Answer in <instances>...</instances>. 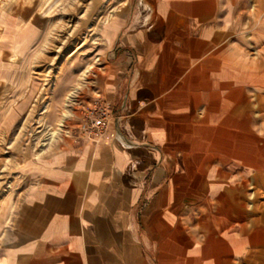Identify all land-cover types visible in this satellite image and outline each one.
Listing matches in <instances>:
<instances>
[{
	"label": "crops",
	"instance_id": "obj_1",
	"mask_svg": "<svg viewBox=\"0 0 264 264\" xmlns=\"http://www.w3.org/2000/svg\"><path fill=\"white\" fill-rule=\"evenodd\" d=\"M97 1L100 145L33 123L45 18L0 11V264H264V0Z\"/></svg>",
	"mask_w": 264,
	"mask_h": 264
},
{
	"label": "rangeland",
	"instance_id": "obj_2",
	"mask_svg": "<svg viewBox=\"0 0 264 264\" xmlns=\"http://www.w3.org/2000/svg\"><path fill=\"white\" fill-rule=\"evenodd\" d=\"M30 8L45 18L38 22H44L48 30L44 44L29 59L30 75L44 83L33 123L42 124L51 105V112L56 115L48 118L57 121L53 125L54 135L63 139L76 136L82 97L87 94L92 71L100 68L108 56L101 36V27L106 24L102 3L97 0H0V11L18 14L19 22H24L21 17ZM64 94L65 99H59ZM37 134L23 131L20 138L35 141Z\"/></svg>",
	"mask_w": 264,
	"mask_h": 264
},
{
	"label": "built area",
	"instance_id": "obj_3",
	"mask_svg": "<svg viewBox=\"0 0 264 264\" xmlns=\"http://www.w3.org/2000/svg\"><path fill=\"white\" fill-rule=\"evenodd\" d=\"M114 119L111 106L105 100L97 98L82 108L77 136L92 145L111 143L114 140L112 134Z\"/></svg>",
	"mask_w": 264,
	"mask_h": 264
}]
</instances>
